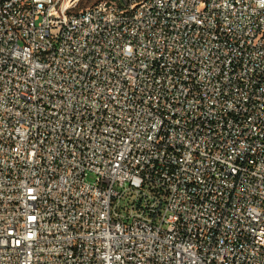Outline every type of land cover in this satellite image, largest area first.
I'll list each match as a JSON object with an SVG mask.
<instances>
[{
	"label": "built area",
	"instance_id": "1",
	"mask_svg": "<svg viewBox=\"0 0 264 264\" xmlns=\"http://www.w3.org/2000/svg\"><path fill=\"white\" fill-rule=\"evenodd\" d=\"M78 1L0 0V264H264V0Z\"/></svg>",
	"mask_w": 264,
	"mask_h": 264
},
{
	"label": "rangeland",
	"instance_id": "2",
	"mask_svg": "<svg viewBox=\"0 0 264 264\" xmlns=\"http://www.w3.org/2000/svg\"><path fill=\"white\" fill-rule=\"evenodd\" d=\"M97 1L99 0H79L75 9H83ZM87 180L92 181V176H88Z\"/></svg>",
	"mask_w": 264,
	"mask_h": 264
}]
</instances>
